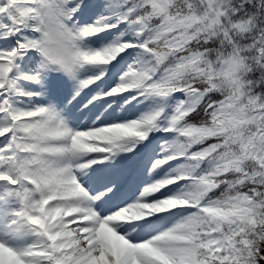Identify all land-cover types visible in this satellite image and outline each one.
Returning <instances> with one entry per match:
<instances>
[{
	"label": "snow or ice",
	"instance_id": "obj_1",
	"mask_svg": "<svg viewBox=\"0 0 264 264\" xmlns=\"http://www.w3.org/2000/svg\"><path fill=\"white\" fill-rule=\"evenodd\" d=\"M0 264H264V0H0Z\"/></svg>",
	"mask_w": 264,
	"mask_h": 264
}]
</instances>
